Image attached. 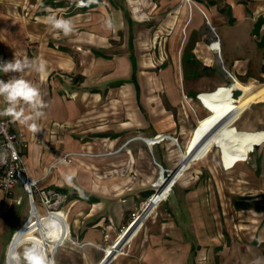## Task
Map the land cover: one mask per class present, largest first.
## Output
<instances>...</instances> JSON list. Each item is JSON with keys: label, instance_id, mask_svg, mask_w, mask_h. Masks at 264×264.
<instances>
[{"label": "crops", "instance_id": "1", "mask_svg": "<svg viewBox=\"0 0 264 264\" xmlns=\"http://www.w3.org/2000/svg\"><path fill=\"white\" fill-rule=\"evenodd\" d=\"M53 15L71 18L74 31L53 29ZM15 58L44 65L23 73L47 104L40 131L15 128L30 174L66 195L67 225L39 201L30 210L22 184L8 197L0 190V264L34 239L54 264H100L109 253L106 264H264V98L244 91L264 82V0H0V61ZM233 77L243 82L237 105L231 88L205 94ZM205 98L229 100L233 120L120 245L160 165L174 168L212 114ZM159 133L178 141L145 139ZM221 154L236 163L225 167Z\"/></svg>", "mask_w": 264, "mask_h": 264}, {"label": "clouds", "instance_id": "2", "mask_svg": "<svg viewBox=\"0 0 264 264\" xmlns=\"http://www.w3.org/2000/svg\"><path fill=\"white\" fill-rule=\"evenodd\" d=\"M81 3H83V0H81ZM46 23L53 29L61 31L65 36L70 35L74 31V24L71 18H57L53 15L46 18ZM107 27H113L111 21L107 22ZM26 69H33L43 73L44 65L28 59L15 58L13 61H0V72L19 74L18 76H11L7 81L0 79V97L3 98L7 105L0 109V116H7L13 121L27 124L31 131L35 133L40 131L37 121L45 115L44 109L47 104L42 97L40 89L23 77ZM234 92L232 95H234ZM25 105L30 109V114H25ZM4 159L5 156L0 154V162H4ZM66 179L71 183V176L66 177ZM45 227L47 238L54 239V233L58 231V225L50 221ZM13 259L14 264H54V260L46 254L44 246L35 239L23 247L22 251L17 253Z\"/></svg>", "mask_w": 264, "mask_h": 264}, {"label": "built area", "instance_id": "3", "mask_svg": "<svg viewBox=\"0 0 264 264\" xmlns=\"http://www.w3.org/2000/svg\"><path fill=\"white\" fill-rule=\"evenodd\" d=\"M213 29L215 30L214 26ZM210 46L213 49L214 48L218 49L219 40L218 39L213 40L210 43ZM233 78L236 81V78L235 77ZM202 94L204 93H200L198 94V96L201 97ZM140 137L145 138L141 135H135L133 138H140ZM167 137H171L175 141H178L177 137L170 133H159L153 137H149L145 139L148 142L156 143L158 141L164 140ZM27 146H28V142L23 138V133L15 128V121H13L12 119H0V154L5 156L4 162H0V190H2L5 193V195L8 197L11 195L13 188L17 184H22L30 202V210L35 209L36 213H38L37 201H39L43 206H45L47 210L45 214L46 217H50L54 213H61L64 220L63 223L64 225H67L61 207L62 203L66 198V195L55 188H47L41 186L39 180L34 178L30 174L23 155V149ZM254 148L255 147L250 149L248 152L253 151ZM120 149H122V146L115 149V151H118ZM72 154L73 152L66 153L62 159L64 161H71ZM221 155L225 167L226 166L231 167L236 163L235 160L234 163H230L229 165H227L224 159V155L223 154ZM182 159H180L179 163L182 161ZM161 169H164V172L168 173L172 168H164L162 165H160V171ZM157 179L158 177L153 182L154 191L148 198V201L151 198V196H153L154 194L157 195L159 192L160 187L157 184ZM133 218H135V216H133ZM63 236L64 235L61 234L58 236V238L59 239L63 238ZM49 240H51V242H54L53 239H49Z\"/></svg>", "mask_w": 264, "mask_h": 264}, {"label": "bare ground", "instance_id": "4", "mask_svg": "<svg viewBox=\"0 0 264 264\" xmlns=\"http://www.w3.org/2000/svg\"><path fill=\"white\" fill-rule=\"evenodd\" d=\"M244 91L259 95L264 98V84L262 83H250L244 85ZM225 93L227 94V92ZM204 101L207 107L210 110H212V114L203 118L200 121L198 127L194 130L188 147L185 149V151H183L181 155V159L184 157V159L180 162L183 163L181 165L183 169L181 167L180 169L174 171L168 178H166V175H164L165 173L164 171L161 172V174L157 179V184L160 187L159 192L157 196L156 194H154L153 196H151L149 201L147 200L146 206L143 208V210L149 211L151 208L156 206L158 201L164 199L167 196V193L170 190V188L178 181L184 169L188 168L195 159H197L199 156L204 155L208 151L211 142L215 139V135L220 129V127L223 124L228 125V123H230L231 120H233L235 108L228 103L229 100H225L223 98V100H220L218 102L211 98L209 99L205 98ZM218 139L217 140L220 142L225 141V139H222L221 137ZM141 213L142 212L138 213L136 216L134 215L135 218L131 220L132 223L130 222L131 223L129 224L130 226L129 225L126 226L125 229L123 230V233L121 234L118 241L120 245L123 243L126 244L128 242L127 238L130 237V234L132 233L134 227L138 225L141 221V217H142V215L140 216Z\"/></svg>", "mask_w": 264, "mask_h": 264}, {"label": "rangeland", "instance_id": "5", "mask_svg": "<svg viewBox=\"0 0 264 264\" xmlns=\"http://www.w3.org/2000/svg\"><path fill=\"white\" fill-rule=\"evenodd\" d=\"M237 81H239L240 83H242L243 84V82H241L240 80H238V79H236ZM257 83H259V82H257ZM262 83H264V82H262ZM245 84V83H244ZM229 88H231V91H235L234 92V96L235 97H233L235 100H233V103H235V105H237L238 103H240L239 101H238V99L239 98H237V97H239L240 96V94H241V92L240 91H242L243 92V88L239 85V83L238 82H236L234 79H233V83H231V85H220L219 87H217L216 89H214L213 91H211V92H207V93H205V94H216L217 92H219L220 90H224V89H227V90H229ZM240 89V90H239ZM202 96V95H201ZM245 97H247V95L245 96ZM202 103V102H201ZM217 146H214V148H216ZM160 170V169H159ZM160 175V174H159ZM159 177V176H158ZM142 226H140L139 227V229L137 230V232L140 230V228H141Z\"/></svg>", "mask_w": 264, "mask_h": 264}, {"label": "water", "instance_id": "6", "mask_svg": "<svg viewBox=\"0 0 264 264\" xmlns=\"http://www.w3.org/2000/svg\"><path fill=\"white\" fill-rule=\"evenodd\" d=\"M255 145H257V143L255 144ZM183 159H184V157H183ZM182 159V160H183ZM183 163H179L178 165H176L174 168H172L171 170H170V172H166V173H164V175H166V178H168L174 171H176V170H178V169H180L181 168V165H182ZM157 196V195H156ZM145 211V210H144ZM144 211L141 213V215L144 213ZM110 257H111V254L109 253V254H107L106 255V257H105V259L100 263V264H106L107 262H108V260L110 259Z\"/></svg>", "mask_w": 264, "mask_h": 264}, {"label": "trees", "instance_id": "7", "mask_svg": "<svg viewBox=\"0 0 264 264\" xmlns=\"http://www.w3.org/2000/svg\"><path fill=\"white\" fill-rule=\"evenodd\" d=\"M239 143H240V142H239ZM235 148H237V146H236Z\"/></svg>", "mask_w": 264, "mask_h": 264}]
</instances>
